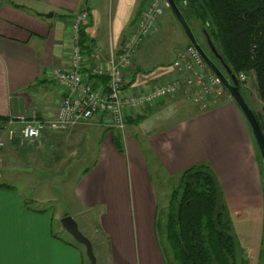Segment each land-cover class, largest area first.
I'll return each mask as SVG.
<instances>
[{
	"label": "crops",
	"instance_id": "crops-1",
	"mask_svg": "<svg viewBox=\"0 0 264 264\" xmlns=\"http://www.w3.org/2000/svg\"><path fill=\"white\" fill-rule=\"evenodd\" d=\"M147 3L0 0V130L6 129L13 116L44 119L58 110L62 93L55 85L53 72L67 68L74 15L88 12L90 19L82 29L81 43L88 46L89 66H103L111 51H119L123 40L135 32ZM49 14L51 18L45 17ZM163 26L161 18L148 40L158 37ZM146 42L139 48L134 70L125 78L127 87L138 93L173 82L176 77L172 68L176 59L153 68H148L146 61L138 64ZM251 76L256 81L255 75ZM102 124L104 121L97 116L88 125L67 133L46 132L29 150L19 148L18 140L8 143L5 152L0 149V165L5 169L1 172L17 177L15 184L0 185V264H89L86 250L61 237L55 231V221L70 216L79 228L84 226L89 232L87 216L95 212L102 235V241L101 236L97 237L99 244L107 243L109 247L108 262L167 264L157 239L159 191L153 169L178 179L191 167L208 163L229 209L260 196L264 210L263 184L251 131L228 96L210 111H201L177 98L161 100L146 110H128L124 131ZM114 135H119L124 153L116 149ZM86 148L95 163L68 192L65 208L54 191L53 196L41 194L29 199L17 187L24 185L29 174L24 166L29 167L39 157L46 160L43 154L48 149L55 152L54 160L63 170L72 167L71 160L79 158Z\"/></svg>",
	"mask_w": 264,
	"mask_h": 264
},
{
	"label": "built area",
	"instance_id": "built-area-1",
	"mask_svg": "<svg viewBox=\"0 0 264 264\" xmlns=\"http://www.w3.org/2000/svg\"><path fill=\"white\" fill-rule=\"evenodd\" d=\"M167 9V0H148L135 32L123 40L119 51H111L103 66H89L88 51L81 43L82 29L90 19L88 12L74 15L70 21L72 46L67 68L53 72L55 85L62 93L58 110L44 119L22 115L10 118L6 129L0 130V149L13 140L24 145L37 142L46 132H70L97 116L111 128L123 130L128 110H146L167 98L182 99L201 111L217 107L224 87L192 45L173 62V82L142 93L127 87L125 78L135 68L139 48L156 31ZM239 80L246 81V75L241 74Z\"/></svg>",
	"mask_w": 264,
	"mask_h": 264
},
{
	"label": "trees",
	"instance_id": "trees-1",
	"mask_svg": "<svg viewBox=\"0 0 264 264\" xmlns=\"http://www.w3.org/2000/svg\"><path fill=\"white\" fill-rule=\"evenodd\" d=\"M175 1L190 26L193 21L200 23L207 46L209 38L238 80L241 74L255 75L264 105V0ZM256 116L264 134V114ZM113 142L124 153L119 135H114ZM164 228L175 264H246L221 184L208 163L193 166L178 177ZM262 246L264 258V236Z\"/></svg>",
	"mask_w": 264,
	"mask_h": 264
},
{
	"label": "rangeland",
	"instance_id": "rangeland-1",
	"mask_svg": "<svg viewBox=\"0 0 264 264\" xmlns=\"http://www.w3.org/2000/svg\"><path fill=\"white\" fill-rule=\"evenodd\" d=\"M164 30L163 32L154 39H150L146 42L144 47V53L141 55V60L138 61L140 64L141 61H146L148 64V68L153 65H157L160 62H170L178 56V54L186 47L187 37L176 20L175 16L173 15L172 11L169 9L166 10L165 15L162 17ZM192 29L197 36L199 43L202 44L205 51L210 54L209 48L205 42V39L200 32V23L198 21H193L191 23ZM139 52V51H138ZM217 64V63H216ZM220 67V64H217ZM221 68V67H220ZM222 70V68H221ZM224 72V71H223ZM225 73V72H224ZM242 92L243 95L255 112V114H264V105H261L260 96L257 89L256 81L253 79V76H246V81L242 82ZM223 96L229 97L230 100L234 102V100L230 97L227 91L223 88ZM220 98L219 104L222 102L224 97ZM235 103V102H234ZM109 123V122H108ZM103 125V124H102ZM101 125V126H102ZM110 123L107 126L110 127ZM247 126L251 131L248 123ZM126 128V124H125ZM125 128L121 131H124ZM251 138L252 143L255 145L256 150V164L260 172L262 184H263V194H264V169L262 165V158L260 152L258 150L255 138L251 131ZM32 144V143H31ZM30 143H26L24 145L18 146L22 150L30 149ZM9 145L7 144L3 149V152L6 151V148ZM93 151V150H92ZM55 152L52 149H48V153L43 154L45 159L39 157V161L37 159L36 162H31L28 166H24L28 168V173L25 176L24 185L17 184V187L21 189L23 193L29 196V199H34L37 195L40 197L41 194L44 197H48L49 195H54L53 191L60 200L59 203L64 208L66 207V195L69 191H72L74 188V184L79 180L82 173L87 169L91 168L95 160L89 157V148L85 149L82 155L75 159L71 160L73 163L72 167H65L63 170H60V167L57 165V161L54 160ZM39 164V165H38ZM153 166V165H152ZM3 165H0V172ZM13 167V166H12ZM39 167V168H38ZM3 169V168H2ZM5 169L2 170V172ZM129 171V170H128ZM131 171V169H130ZM153 169V177L155 179V183L157 184V202H158V209H159V219H160V228H157V239L160 250L163 253L164 259L167 264H175L172 253L170 250V244L166 239L165 233V225H166V216L168 212V205L171 198L172 189L176 184L177 178L171 179L163 171L156 172ZM1 172V173H2ZM11 175V176H8ZM5 174L2 173V178H0V185L1 184H15L17 183V178L14 174ZM160 185V189L158 190ZM34 186V188H32ZM39 193V194H38ZM70 193V192H69ZM37 197V198H39ZM57 199V198H56ZM57 199V200H58ZM226 200V199H225ZM262 202L260 196H255L249 199L245 204L235 207L234 209H229V219L231 221L233 231L238 239L240 249L243 253L244 258L246 259V264H264V258H262V239L264 236V210H262ZM228 206V202L226 201ZM58 204H55L57 207ZM46 206V205H45ZM87 220H89V232H87V228L85 229L84 226L80 225V232L85 236L92 244L94 255L96 258V264H111L107 261L109 256V247L108 244L105 243L104 246L99 244L98 238L102 235L99 228V221H98V214L91 213L87 216ZM77 223V222H76ZM80 223V220H79ZM78 224V223H77ZM62 224L59 221H55V231L59 232L61 237L64 239H68L73 243L78 244L81 248L87 249L84 245L79 244L75 241V239L63 228L61 227ZM62 228V232H60ZM96 228L98 230V234H94ZM103 245V244H102ZM107 250V254L105 255L104 252ZM87 262L91 264L88 254H86Z\"/></svg>",
	"mask_w": 264,
	"mask_h": 264
},
{
	"label": "water",
	"instance_id": "water-1",
	"mask_svg": "<svg viewBox=\"0 0 264 264\" xmlns=\"http://www.w3.org/2000/svg\"><path fill=\"white\" fill-rule=\"evenodd\" d=\"M170 10L175 16L176 20L182 27L189 44L196 48L200 53L201 57L209 67V69L218 77L222 86L234 100L235 104L243 114L245 120L247 121L253 136L255 138L258 150L262 158V164L264 169V134L258 122L257 116L252 108L247 103L241 89V84L237 76L232 72V70L223 62L222 57L218 54L217 50L208 38V46L214 55V57L220 61L221 68L215 63L213 58L205 51L204 47L198 42L197 37L188 23L187 19L181 12L175 0H167ZM45 17L51 18L52 14L46 15ZM225 73H224V72ZM63 228L75 239L79 244H82L87 249V254L90 259L91 264H96V258L94 255L93 247L89 239H87L79 230V226L76 221L70 217L66 216L61 220Z\"/></svg>",
	"mask_w": 264,
	"mask_h": 264
},
{
	"label": "bare ground",
	"instance_id": "bare-ground-1",
	"mask_svg": "<svg viewBox=\"0 0 264 264\" xmlns=\"http://www.w3.org/2000/svg\"><path fill=\"white\" fill-rule=\"evenodd\" d=\"M201 44V43H200ZM202 45V44H201Z\"/></svg>",
	"mask_w": 264,
	"mask_h": 264
},
{
	"label": "flooded vegetation",
	"instance_id": "flooded-vegetation-1",
	"mask_svg": "<svg viewBox=\"0 0 264 264\" xmlns=\"http://www.w3.org/2000/svg\"><path fill=\"white\" fill-rule=\"evenodd\" d=\"M211 56V55H210ZM212 57V56H211Z\"/></svg>",
	"mask_w": 264,
	"mask_h": 264
}]
</instances>
